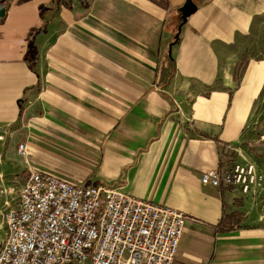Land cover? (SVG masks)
<instances>
[{"label": "crops", "instance_id": "0c3cea01", "mask_svg": "<svg viewBox=\"0 0 264 264\" xmlns=\"http://www.w3.org/2000/svg\"><path fill=\"white\" fill-rule=\"evenodd\" d=\"M187 1L0 0V211L35 169L187 214L173 264H264V190L201 182L264 173V0H192L171 51Z\"/></svg>", "mask_w": 264, "mask_h": 264}, {"label": "built area", "instance_id": "2783aa9c", "mask_svg": "<svg viewBox=\"0 0 264 264\" xmlns=\"http://www.w3.org/2000/svg\"><path fill=\"white\" fill-rule=\"evenodd\" d=\"M18 154L26 157L25 144ZM201 182L249 195L264 190V173L253 162L236 163L207 169ZM188 220L119 188L31 169L16 200L0 211V264H173Z\"/></svg>", "mask_w": 264, "mask_h": 264}, {"label": "water", "instance_id": "95a60500", "mask_svg": "<svg viewBox=\"0 0 264 264\" xmlns=\"http://www.w3.org/2000/svg\"><path fill=\"white\" fill-rule=\"evenodd\" d=\"M179 10L181 13V23L179 25L178 33L175 36V41L170 46L171 51L173 46L179 43L183 27L187 24L189 18L197 12L198 6L192 0H189Z\"/></svg>", "mask_w": 264, "mask_h": 264}, {"label": "rangeland", "instance_id": "374dc122", "mask_svg": "<svg viewBox=\"0 0 264 264\" xmlns=\"http://www.w3.org/2000/svg\"><path fill=\"white\" fill-rule=\"evenodd\" d=\"M254 128H256L257 133H262L264 131V109L259 106L258 109L255 110L254 116ZM17 191H12V196L16 198Z\"/></svg>", "mask_w": 264, "mask_h": 264}, {"label": "trees", "instance_id": "16d2710c", "mask_svg": "<svg viewBox=\"0 0 264 264\" xmlns=\"http://www.w3.org/2000/svg\"><path fill=\"white\" fill-rule=\"evenodd\" d=\"M156 4L157 6H160L166 10H169L171 8L169 0H149Z\"/></svg>", "mask_w": 264, "mask_h": 264}]
</instances>
